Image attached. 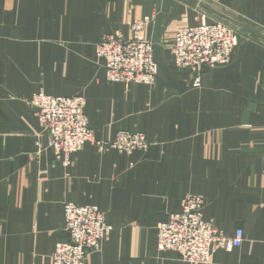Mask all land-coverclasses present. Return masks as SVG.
Here are the masks:
<instances>
[{
	"label": "crops",
	"instance_id": "crops-1",
	"mask_svg": "<svg viewBox=\"0 0 264 264\" xmlns=\"http://www.w3.org/2000/svg\"><path fill=\"white\" fill-rule=\"evenodd\" d=\"M145 16L156 18L145 31L156 85L109 83L98 44L128 38ZM203 20L227 23L239 44L196 89L171 48L179 27ZM40 91L83 96L97 141L138 132L149 150L87 144L65 166L29 105ZM189 195L224 235L244 233L209 264H264V0H0V264H53L70 202L113 227L86 264H190L157 248L159 225Z\"/></svg>",
	"mask_w": 264,
	"mask_h": 264
},
{
	"label": "built area",
	"instance_id": "built-area-1",
	"mask_svg": "<svg viewBox=\"0 0 264 264\" xmlns=\"http://www.w3.org/2000/svg\"><path fill=\"white\" fill-rule=\"evenodd\" d=\"M155 16H145L130 25V35H106L97 46V56L104 61L109 83L146 85L157 83L159 67L155 47L145 38V31L155 22ZM239 44L234 30L222 23H207L195 27L182 26L175 33L171 55L180 71L192 74L193 87L199 89L204 70L227 66ZM30 105L41 129L50 135L48 147L65 166L71 156L90 144L99 152L115 150L120 154L146 153L150 148L142 133L120 131L114 141H97L85 114L83 96L53 97L41 91ZM205 199L189 195L178 213L158 227L157 248L160 252H174L184 263L209 264L218 251L231 252L242 246L244 233L238 230L228 237L204 219ZM65 242L56 245L53 264H86L88 258L109 241L113 227L105 214L95 206L67 203L64 206Z\"/></svg>",
	"mask_w": 264,
	"mask_h": 264
},
{
	"label": "rangeland",
	"instance_id": "rangeland-1",
	"mask_svg": "<svg viewBox=\"0 0 264 264\" xmlns=\"http://www.w3.org/2000/svg\"><path fill=\"white\" fill-rule=\"evenodd\" d=\"M222 22H224V21H222ZM220 23H221V22H220ZM222 24H226V25H227V23H222ZM232 29H233V28H232ZM40 92H41V91H40ZM38 93H39V92H38ZM34 96H35V95H34ZM34 96H33V97H34ZM32 99H33V98H32ZM31 101H32V100H31ZM31 101H30V102H31ZM30 102H29V105H30ZM30 106H31V105H30ZM31 107H32V106H31ZM34 110H35V109H34ZM66 204H67V203H66ZM64 206H65V205H64ZM108 224H109V223H108ZM52 261H53V257H52Z\"/></svg>",
	"mask_w": 264,
	"mask_h": 264
}]
</instances>
